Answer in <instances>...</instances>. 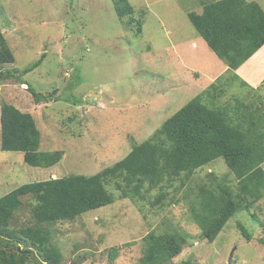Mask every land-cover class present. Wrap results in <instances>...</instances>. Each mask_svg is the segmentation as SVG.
I'll list each match as a JSON object with an SVG mask.
<instances>
[{"label":"rangeland","instance_id":"obj_1","mask_svg":"<svg viewBox=\"0 0 264 264\" xmlns=\"http://www.w3.org/2000/svg\"><path fill=\"white\" fill-rule=\"evenodd\" d=\"M129 1L134 12L119 18L113 0H0V29L16 58L6 67L22 70L47 53L33 71L0 85V110L7 102L30 113L41 132L40 150L63 152L54 166L28 165L23 152L1 148L0 123V197L25 183L93 175L113 165L213 82L228 85L220 94L224 105H232L236 95L250 105L264 102V88L259 100L223 71L224 62L189 20L188 11L201 12L210 0ZM253 1L264 9V0ZM25 81L52 98L35 101ZM211 181L237 191L223 158L189 178L181 174L168 188L163 208L152 205L157 189L146 200H131L111 187L118 197L112 204L46 226L62 254L60 264H137L147 233L176 230L186 233L188 242L175 264L185 259L229 264L231 254L237 264H264V198L238 211L213 241L201 238L190 205ZM32 224L35 218L25 205L11 220L14 229ZM113 246L119 255L110 261ZM28 248L45 257L42 250Z\"/></svg>","mask_w":264,"mask_h":264},{"label":"trees","instance_id":"obj_2","mask_svg":"<svg viewBox=\"0 0 264 264\" xmlns=\"http://www.w3.org/2000/svg\"><path fill=\"white\" fill-rule=\"evenodd\" d=\"M113 1L119 18L134 12L129 0ZM188 18L208 47L228 66L232 79L239 78L234 70L264 45V9L256 1L210 0L202 3L201 12L188 11ZM46 54L43 52L22 70L8 69L6 65L16 58L0 29V85L15 74L20 77L33 71ZM24 84L35 101L52 98L37 92L26 81ZM222 85L213 82L113 165L93 175L70 174L25 183L0 197V264H60L62 254L52 245V232L46 226L112 204L118 197L111 187L120 198L131 200H146L157 189L152 205L163 208L168 204V188L181 174L189 178L197 169L223 158L237 180V191L228 183L211 181V188L199 190L190 205L191 218L200 227L201 238L213 241L238 211L249 210L264 198V102L250 105L236 95L232 105H224L219 99L227 88ZM263 88L248 91L260 100ZM0 123L3 150L23 152L24 161L35 167H51L61 161L62 151L40 150L41 132L30 113L6 102L0 110ZM23 205L31 209L35 224L14 229L11 220ZM239 226L242 235L250 240L244 226ZM143 241V254L137 264H175L174 258L184 251L188 239L178 230L150 231ZM261 242L264 244V237ZM22 243L25 248H20ZM29 244L42 250L45 257L39 259L33 251L26 252ZM108 251L110 261L119 255L117 246ZM178 264L195 262L185 259Z\"/></svg>","mask_w":264,"mask_h":264},{"label":"crops","instance_id":"obj_3","mask_svg":"<svg viewBox=\"0 0 264 264\" xmlns=\"http://www.w3.org/2000/svg\"><path fill=\"white\" fill-rule=\"evenodd\" d=\"M223 71L229 73L228 66L225 63ZM234 73L239 76L237 79L240 80L242 84H245L243 87L247 90H257L258 88L264 87V45L260 47L245 63L234 70ZM222 86L227 88L228 85L223 84Z\"/></svg>","mask_w":264,"mask_h":264},{"label":"water","instance_id":"obj_4","mask_svg":"<svg viewBox=\"0 0 264 264\" xmlns=\"http://www.w3.org/2000/svg\"><path fill=\"white\" fill-rule=\"evenodd\" d=\"M97 96H98V95H97ZM91 98H92V97H91ZM26 252L30 253L31 251H30V250H26ZM229 264H235V262H234L233 259H232V254H231L230 258H229Z\"/></svg>","mask_w":264,"mask_h":264}]
</instances>
